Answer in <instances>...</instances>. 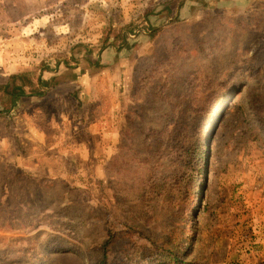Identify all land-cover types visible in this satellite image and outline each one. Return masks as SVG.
<instances>
[{"label": "rangeland", "instance_id": "374dc122", "mask_svg": "<svg viewBox=\"0 0 264 264\" xmlns=\"http://www.w3.org/2000/svg\"><path fill=\"white\" fill-rule=\"evenodd\" d=\"M19 73L31 90L0 94V264H264V0H0V84ZM210 86L228 94L181 174L191 203L144 202L128 105Z\"/></svg>", "mask_w": 264, "mask_h": 264}, {"label": "trees", "instance_id": "16d2710c", "mask_svg": "<svg viewBox=\"0 0 264 264\" xmlns=\"http://www.w3.org/2000/svg\"><path fill=\"white\" fill-rule=\"evenodd\" d=\"M29 84L26 74H12L6 83L0 84V94H6L12 103L13 97L24 95L27 88L31 90ZM224 93L225 88L218 91L211 86L199 93L192 89L184 93L179 102L172 103L167 111L151 116L142 114L137 117L134 106L128 105L123 130V149L126 150L123 171L126 179L142 182L145 190L140 197L144 202L170 196V199L183 202L185 207L189 206L187 203H191L195 176L190 177L183 187L181 179L185 176L181 174L189 177L184 169L190 165L199 166L210 116L214 110L212 124L219 118L217 103H223L228 94ZM5 112L0 110V116ZM258 117L259 121L264 119L263 116ZM153 207L156 209L151 206L143 212L153 213ZM101 264H105V258Z\"/></svg>", "mask_w": 264, "mask_h": 264}, {"label": "bare ground", "instance_id": "6f19581e", "mask_svg": "<svg viewBox=\"0 0 264 264\" xmlns=\"http://www.w3.org/2000/svg\"><path fill=\"white\" fill-rule=\"evenodd\" d=\"M210 124H211V123H210ZM211 127H212V126H211ZM209 129H210V128H209ZM209 129H208V130H209ZM209 132H210V131H209ZM197 197L199 198V196H198V195H197ZM197 200H198V199H197ZM194 206H195V205H194Z\"/></svg>", "mask_w": 264, "mask_h": 264}]
</instances>
